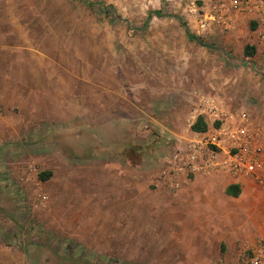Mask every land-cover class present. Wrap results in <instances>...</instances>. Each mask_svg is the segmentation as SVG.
I'll return each mask as SVG.
<instances>
[{
	"label": "rangeland",
	"instance_id": "obj_1",
	"mask_svg": "<svg viewBox=\"0 0 264 264\" xmlns=\"http://www.w3.org/2000/svg\"><path fill=\"white\" fill-rule=\"evenodd\" d=\"M215 1L0 0V44L17 42L47 51L55 60L58 79L55 84L59 81L61 86L69 87L76 98L80 89H86L88 98L92 99L91 112L86 117L89 128L95 119H121L118 115H123L136 125L135 142L133 145L130 142L126 150L129 158H141L146 149L161 156L164 148L157 141L153 142L155 140L147 143L149 136L176 139L181 133H159L154 129L158 127L156 121L169 123L171 129L188 125L191 112H195L193 100L220 88L225 75L236 81L231 93L233 97L243 94L242 101L253 100L259 83L258 75L242 64L250 60L242 53L248 34L239 33L230 47L229 29L219 21ZM105 7H111L112 11H105ZM156 10L181 18L190 34L202 39L205 46L191 41L185 27L175 18L153 17L144 27L149 13ZM212 74L218 78L209 80ZM100 96L103 99L114 96L116 106L113 114L103 112L106 115L102 119L96 118L95 112ZM159 112L166 115L161 116ZM169 112H180L181 116L172 120ZM62 139V136L45 139V145L35 149L41 153H47V148L62 151L55 157V178L50 182L38 177L40 169L46 170L45 165H37L35 173V167L29 164L27 174H21V157L28 152L21 153L23 150L19 149L16 137L0 148V239L20 250L25 248L26 253H34L39 264H92L96 262L92 256L102 257L97 264H180L185 255L182 245L154 244L152 241L161 240V229L150 228L148 214L138 212L131 215V218L137 217V228L136 243L130 253L127 245L114 244L116 239H112L113 229L110 228L104 230L101 245H82L86 249L84 255L91 261L81 259L80 229L66 228L65 222L79 224L84 217L78 211L79 189L84 183L78 178L81 167L73 161L76 155ZM139 145L144 149H139ZM42 158L54 159L48 155ZM148 160L147 164L138 162L151 166V159ZM71 173L72 181L68 182L65 196L64 176ZM18 176H23L24 182ZM71 188L77 192V197L69 196ZM257 214L264 217L263 207ZM103 215L104 220L113 221L117 214ZM243 217H240L241 222L245 220ZM212 242L216 247L217 264H248L252 251L259 246V242L250 244L234 239L235 246L229 245L230 248L222 252L219 234ZM177 257L179 261L175 260Z\"/></svg>",
	"mask_w": 264,
	"mask_h": 264
},
{
	"label": "crops",
	"instance_id": "obj_2",
	"mask_svg": "<svg viewBox=\"0 0 264 264\" xmlns=\"http://www.w3.org/2000/svg\"><path fill=\"white\" fill-rule=\"evenodd\" d=\"M216 4L217 0L214 7ZM231 19L233 25L227 31L231 41L229 46H232L234 37L246 32L247 44L242 53L245 54L247 46L254 49V55L246 56L250 60L242 64L258 75L259 83L253 92L255 103L251 99L242 101L243 94L233 97L231 88L236 81H232V76L225 75L221 79L220 88L223 89L216 87L210 94L193 100L195 112H191L188 125L171 129L169 123L163 121L159 124L156 121L158 127L154 129L159 133L183 134L176 139L149 136L147 143L155 140L153 142L157 141L164 148L161 156L156 151L150 153L146 149L141 153V158L136 156V159L135 156L130 159L126 154L128 144L131 142L133 145L135 142L134 120L125 119L123 115H118L121 119H102L106 115L103 112L113 114L116 107L114 96L111 99L100 96L95 112L96 118L102 120L95 119L90 127L94 130H90L86 117L91 112L89 107H92V99L88 98L84 88V91L80 89L76 98L69 87L61 86L63 84L59 81L55 84L58 80L55 60L50 58L47 51L33 45H18L17 42L0 44V148L16 137L19 149L23 150L21 153L28 152L21 157V174H27L29 164L35 167V173L37 165H45L46 170L40 169V173L51 172L52 176L47 182L55 178L54 160L62 151L47 148V153H41L35 149L44 146L45 139L62 136V143L75 153L73 161L81 167L78 178L84 183L79 189L78 211L84 217L79 224L66 221L65 226L80 229L79 256L83 261H91L88 255H84L86 249L83 246L101 245L104 230L110 228L113 229L112 239H116L114 244L127 245L130 253L131 246L136 243L137 228V217L135 215L131 218V215L137 212L148 214L146 218L151 221L150 228L161 229V240L152 241L154 244L175 242L182 245V253L185 255L181 261L178 257L175 259L180 264H217L216 247H213L212 242L217 234L222 243V252L225 248L229 249V245L235 246L234 239L244 243L249 241L250 244L259 242V246H264V217L257 214L261 207L264 214V192L250 178L235 176L225 170L198 173L185 176L181 180V188L176 191L168 189L161 179V174L171 160L174 146H187L194 134L199 133L192 129L199 118L206 124L205 131L210 132L222 125L230 126V123L236 121L237 113H245L257 124L264 125V43L256 32V25L248 20L246 14L235 12ZM215 77L212 74L209 80L213 81ZM168 114L172 120L181 116L180 112ZM159 115L166 114L159 112ZM138 148L144 149L142 145ZM44 155L54 159L44 160ZM27 156L30 158H25ZM148 159H151V166L140 165L141 162L147 164ZM223 159V153H219L217 161L222 163ZM68 163L72 165L71 161ZM155 164L158 165L156 168ZM66 175L65 196L68 195V182L72 181V173ZM18 178L24 180L23 176ZM233 185L240 189L238 197L227 193ZM70 190L69 196L77 197V192L73 188ZM104 213L117 214L113 217L115 221L104 220ZM241 216L245 219L242 222ZM73 236H76L75 233ZM259 246L252 251V255ZM21 249L0 239V264H39L34 253L29 254L25 248ZM92 257L96 260L92 264L102 259L99 256Z\"/></svg>",
	"mask_w": 264,
	"mask_h": 264
},
{
	"label": "built area",
	"instance_id": "obj_3",
	"mask_svg": "<svg viewBox=\"0 0 264 264\" xmlns=\"http://www.w3.org/2000/svg\"><path fill=\"white\" fill-rule=\"evenodd\" d=\"M214 9L226 29L232 28L231 16L235 12L246 14L264 43V0H217ZM235 119L228 127L222 125L212 132L195 133L187 146H174L168 167L161 174L168 189H180L185 176L225 170L250 178L264 192V125L257 124L245 113H237ZM219 153L224 156L222 163L217 161ZM247 263L264 264L263 245Z\"/></svg>",
	"mask_w": 264,
	"mask_h": 264
},
{
	"label": "trees",
	"instance_id": "obj_4",
	"mask_svg": "<svg viewBox=\"0 0 264 264\" xmlns=\"http://www.w3.org/2000/svg\"><path fill=\"white\" fill-rule=\"evenodd\" d=\"M104 10L109 12V11H112V8L111 7L110 8L109 7H105ZM153 17H157V18H161V19L165 18V17H170V18L177 19L185 27L187 36H188V38L191 41L197 42L198 44H200L202 46H205L204 41L202 39H200L199 37H197L195 35L190 34V32H189V30H188V28L186 26V23L181 18H179L178 16H172V15L164 14L161 10H156V11L150 12L149 15H148V18H147V20H146V22L144 24V27L148 26L150 20ZM119 19H121V18L119 17ZM245 54H246V56H253L254 55V49L252 47L247 46L246 49H245ZM192 129L195 132H201V131L203 132V131L206 130V124L204 123L202 118H199L197 123L193 126ZM51 176H52L51 172H43V173L39 174V179L41 181H47V180L50 179ZM227 193L229 195L233 196V197H238L239 194H240V189H239L238 186L233 185V186H230L228 188Z\"/></svg>",
	"mask_w": 264,
	"mask_h": 264
}]
</instances>
